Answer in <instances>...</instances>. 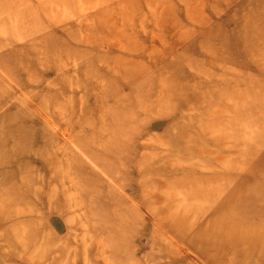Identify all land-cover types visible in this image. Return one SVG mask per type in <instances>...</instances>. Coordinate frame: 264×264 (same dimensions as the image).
<instances>
[{
    "label": "rangeland",
    "instance_id": "374dc122",
    "mask_svg": "<svg viewBox=\"0 0 264 264\" xmlns=\"http://www.w3.org/2000/svg\"><path fill=\"white\" fill-rule=\"evenodd\" d=\"M0 264H264V0H0Z\"/></svg>",
    "mask_w": 264,
    "mask_h": 264
}]
</instances>
